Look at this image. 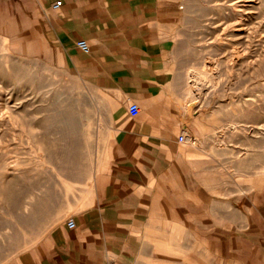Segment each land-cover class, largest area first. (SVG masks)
I'll return each mask as SVG.
<instances>
[{"label":"crops","instance_id":"crops-1","mask_svg":"<svg viewBox=\"0 0 264 264\" xmlns=\"http://www.w3.org/2000/svg\"><path fill=\"white\" fill-rule=\"evenodd\" d=\"M182 10L181 0H45L49 32L102 117L91 172L67 181V210L28 264H264V173H245L197 110Z\"/></svg>","mask_w":264,"mask_h":264},{"label":"rangeland","instance_id":"rangeland-1","mask_svg":"<svg viewBox=\"0 0 264 264\" xmlns=\"http://www.w3.org/2000/svg\"><path fill=\"white\" fill-rule=\"evenodd\" d=\"M181 7L182 67L197 110L244 172L261 175L264 0ZM98 102L54 42L45 0H0V264H28L67 210V181L91 172Z\"/></svg>","mask_w":264,"mask_h":264},{"label":"built area","instance_id":"built-area-1","mask_svg":"<svg viewBox=\"0 0 264 264\" xmlns=\"http://www.w3.org/2000/svg\"><path fill=\"white\" fill-rule=\"evenodd\" d=\"M61 2H57L54 7L59 8L61 6ZM79 49L85 53L90 52V45L86 40H80L77 44ZM129 114L131 117H138L140 114V108L137 104L132 103L129 107ZM180 141L181 142H191L192 144H196V139L193 136H189L187 134H183L180 136ZM68 227L70 229H73L75 227V223L73 220L68 222Z\"/></svg>","mask_w":264,"mask_h":264}]
</instances>
